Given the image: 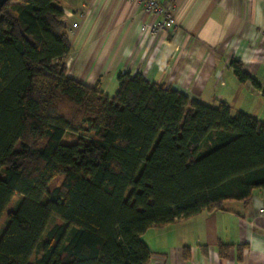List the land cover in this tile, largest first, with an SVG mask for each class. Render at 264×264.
<instances>
[{
    "label": "trees",
    "instance_id": "obj_1",
    "mask_svg": "<svg viewBox=\"0 0 264 264\" xmlns=\"http://www.w3.org/2000/svg\"><path fill=\"white\" fill-rule=\"evenodd\" d=\"M67 32L56 0L0 9V264H149L148 230L264 190V121L141 74L106 96L67 75Z\"/></svg>",
    "mask_w": 264,
    "mask_h": 264
},
{
    "label": "crops",
    "instance_id": "obj_2",
    "mask_svg": "<svg viewBox=\"0 0 264 264\" xmlns=\"http://www.w3.org/2000/svg\"><path fill=\"white\" fill-rule=\"evenodd\" d=\"M64 12L71 47L64 63L76 82L106 96L124 73L177 90L213 106L264 121V0H164L173 31H142L164 21L146 11L144 0H56ZM79 22L71 30L74 20ZM235 62L249 76L242 83ZM149 264H264V190L243 205L142 235Z\"/></svg>",
    "mask_w": 264,
    "mask_h": 264
},
{
    "label": "built area",
    "instance_id": "obj_3",
    "mask_svg": "<svg viewBox=\"0 0 264 264\" xmlns=\"http://www.w3.org/2000/svg\"><path fill=\"white\" fill-rule=\"evenodd\" d=\"M164 0H144V5L146 8V11L151 12L153 14H158V13H164V21L161 23H154L150 26H144L142 28V31H147L151 33H158L162 32L165 30H170L173 31L175 28V23L174 19L171 14L168 12H163L161 10V2ZM79 22L75 19L74 22L72 23V29H76L78 27Z\"/></svg>",
    "mask_w": 264,
    "mask_h": 264
},
{
    "label": "rangeland",
    "instance_id": "obj_4",
    "mask_svg": "<svg viewBox=\"0 0 264 264\" xmlns=\"http://www.w3.org/2000/svg\"><path fill=\"white\" fill-rule=\"evenodd\" d=\"M71 26H72V24H71ZM70 29L71 30H75V29H72V27H70ZM245 113V112H244ZM19 200V196H14L13 197V199L11 200V202H10V204H9V210L10 209H12L13 207H14V205H15V203L17 202ZM8 218V214L6 213V214H4L3 216H2V218L0 219V232H1V228L3 227V225H4V223H5V221H6V219Z\"/></svg>",
    "mask_w": 264,
    "mask_h": 264
},
{
    "label": "water",
    "instance_id": "obj_5",
    "mask_svg": "<svg viewBox=\"0 0 264 264\" xmlns=\"http://www.w3.org/2000/svg\"><path fill=\"white\" fill-rule=\"evenodd\" d=\"M6 2V0H0V9L3 6V4Z\"/></svg>",
    "mask_w": 264,
    "mask_h": 264
}]
</instances>
